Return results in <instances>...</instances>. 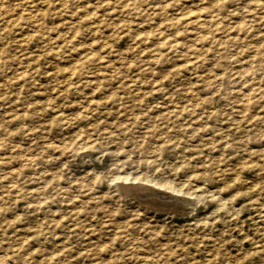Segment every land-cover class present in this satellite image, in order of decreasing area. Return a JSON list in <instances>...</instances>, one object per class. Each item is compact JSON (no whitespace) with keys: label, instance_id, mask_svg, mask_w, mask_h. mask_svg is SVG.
Segmentation results:
<instances>
[{"label":"rangeland","instance_id":"1","mask_svg":"<svg viewBox=\"0 0 264 264\" xmlns=\"http://www.w3.org/2000/svg\"><path fill=\"white\" fill-rule=\"evenodd\" d=\"M0 264H264V0H0Z\"/></svg>","mask_w":264,"mask_h":264},{"label":"bare ground","instance_id":"2","mask_svg":"<svg viewBox=\"0 0 264 264\" xmlns=\"http://www.w3.org/2000/svg\"><path fill=\"white\" fill-rule=\"evenodd\" d=\"M245 95V94H244ZM147 185V184H146ZM159 186H162V185H160V184H158ZM158 186V187H159ZM139 187V186H138ZM141 187V186H140ZM135 188V187H134ZM154 188V187H153ZM166 189V190H165ZM133 190V189H132ZM165 190V191H164ZM164 190H156L155 191V196L154 197H151V198H148V196H147V198L146 199H144V201L143 200H141V201H143L146 205H147V203H153L154 205H157L156 203L158 202V201H160V202H164L165 204H169V202H177L178 204L177 205H179V203L180 202H187V201H190V200H188L187 198H184L183 196H180V195H178V193H177V191L176 190H171L170 192L169 191H167V187H164ZM125 192H127V191H125ZM135 193H136V191H134ZM140 192H141V190H140ZM144 192V191H143ZM139 193V192H138ZM142 195V194H141ZM147 195V194H146ZM137 196V195H136ZM146 197V196H145ZM160 202H159V204H160ZM183 204V203H182ZM152 206V205H151ZM161 206V205H160ZM157 207H159V206H157ZM178 207V206H177ZM149 208H150V206H149ZM168 208V207H167Z\"/></svg>","mask_w":264,"mask_h":264}]
</instances>
